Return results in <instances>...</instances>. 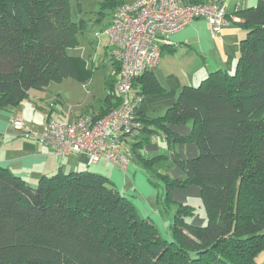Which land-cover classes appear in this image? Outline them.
Here are the masks:
<instances>
[{
  "label": "trees",
  "instance_id": "obj_1",
  "mask_svg": "<svg viewBox=\"0 0 264 264\" xmlns=\"http://www.w3.org/2000/svg\"><path fill=\"white\" fill-rule=\"evenodd\" d=\"M122 3L104 0L102 6L113 12ZM234 13L246 31L234 72L217 70L183 87L160 116L138 113L141 133L126 140L150 175L166 183L164 205L171 188L199 187L206 224L186 222L192 210L179 206L166 239L101 174L58 172L34 187L0 168V264L256 263L264 251V0ZM81 29L70 18L68 0H0V110L19 106L31 90L51 82L91 78L88 69L79 76L86 62L67 53ZM116 80L107 81L100 112L89 114L94 120L117 106ZM131 89L140 98L165 92L150 71ZM168 125L190 132L178 135ZM157 134L170 150L196 145L197 157L178 162L181 180L154 170L166 155L140 153Z\"/></svg>",
  "mask_w": 264,
  "mask_h": 264
},
{
  "label": "crops",
  "instance_id": "obj_2",
  "mask_svg": "<svg viewBox=\"0 0 264 264\" xmlns=\"http://www.w3.org/2000/svg\"><path fill=\"white\" fill-rule=\"evenodd\" d=\"M120 1L130 4L135 0ZM217 1L184 0L186 4H207ZM224 2L228 16L238 18L239 16L235 15V11L254 7L257 0H224ZM109 22L103 27L108 25ZM242 22V19L240 22H237V20L230 21L229 25L222 29L220 35L214 38L210 33L207 22L204 19H198L189 23L180 31L170 34L166 38H160V58L150 69V73L165 92L141 97L138 102V113L147 116H160L176 102L183 87L197 86L210 73L217 70L228 73L234 72L239 56L240 42L246 37V31L241 26ZM108 50L107 46L104 53L106 57H109ZM111 62L113 64L112 60ZM114 76L118 77L116 74ZM111 77L106 80V86ZM31 91L28 98L21 102L19 106L0 110V168L7 169L10 173L24 179L34 187L38 185L41 178L53 176L58 172L70 173L89 170L101 174L109 179L118 190H125L123 194L125 197L135 199L136 206L142 212L150 214L153 221L161 225L163 220L151 212L153 203H148V205L143 203V200L147 199V195H151L153 190L148 186L146 172L139 166L137 156L132 151L129 154L128 166L123 171L104 161L89 164L88 157L85 154L73 153L60 157L54 153L50 146L44 145L39 140L23 136V131L16 126L17 122H21L24 126L40 133L46 120L52 118L51 112L47 113L48 99L44 97V94L39 96L37 93L31 94ZM107 93L108 88L106 87L105 95L99 103L98 110L93 114L100 112ZM81 115L83 114L76 117L69 115L66 116L63 122L56 121L70 123ZM168 128L178 135H187L190 132L189 127L182 125H168ZM174 151L175 153L168 148L164 136L157 134L150 143L143 146L140 153H143L145 157H152L165 152L169 153L174 159L180 160L182 158L184 161L193 159L198 155L197 147L192 143L175 144ZM98 165L103 169L96 170L94 166ZM177 178H180L178 180L183 178L180 171H178ZM191 187L184 189L189 194L188 198H200V189L193 185ZM203 223L204 221H197L193 225L200 226ZM164 228L162 230L163 233L165 232V238L169 239L170 232L166 227ZM255 264H264V251L258 254Z\"/></svg>",
  "mask_w": 264,
  "mask_h": 264
},
{
  "label": "built area",
  "instance_id": "obj_3",
  "mask_svg": "<svg viewBox=\"0 0 264 264\" xmlns=\"http://www.w3.org/2000/svg\"><path fill=\"white\" fill-rule=\"evenodd\" d=\"M204 19L212 37H218L230 21L224 0L207 4H186L184 0H135L122 3L113 12L103 34L108 39L110 59L119 67L113 93L119 98L104 117L94 120L83 114L70 123L46 120L42 132L21 122L23 136L50 146L60 157L85 154L89 164L107 162L125 171L129 163L127 139L137 138L143 128L138 117L140 97L132 92V82L149 72L161 53L160 38L176 33L194 20Z\"/></svg>",
  "mask_w": 264,
  "mask_h": 264
},
{
  "label": "rangeland",
  "instance_id": "obj_4",
  "mask_svg": "<svg viewBox=\"0 0 264 264\" xmlns=\"http://www.w3.org/2000/svg\"><path fill=\"white\" fill-rule=\"evenodd\" d=\"M103 1L104 0H68L70 18L72 21L80 23L82 29L77 35V45L74 48L68 49L67 53L70 56L80 58L82 61L86 62V65L84 64L83 68L79 70V76H84V73H86L88 69L93 71L92 77L84 81L67 77L60 83L51 82L44 91H31V94L37 93L39 96L44 94V97L49 101L46 105V108H48L47 113L51 112V117L55 120L63 122L66 116L69 115L71 117H76L80 114H92L97 111L99 103L105 95L107 87L106 80L116 74L114 65L109 57H106L104 54L108 46V39L107 36L103 34V26L111 19L112 10L108 7L104 8L102 6ZM171 151L175 153L174 150ZM162 154L167 156V160L162 161V163H157L154 170L157 169L156 171L158 173L167 175L171 179H180L177 178L178 171H180L183 177V171L178 165V162L182 160V158L177 160L171 157L169 153L162 152ZM137 162L139 166L145 170L147 176L146 182L153 190L151 195H147V199L143 200V203L148 205V203L151 204L152 202L153 207L151 208V212L163 220V223L161 225L155 223L150 214L142 212V210L136 206L134 202L135 199L130 197V200L139 217L142 219H151L161 237L165 238V232L163 233L162 230L164 227L170 232V225L174 222L173 215L179 206L184 207L187 205L192 210V215L185 219L186 222L193 224L197 221H204L203 225L206 224V214L200 198H188L189 194L186 190L171 188L168 190L169 205H164L163 201L166 183L161 177L153 174L150 175L149 171L142 166L143 164L141 161L138 160ZM94 167L96 170L103 169L100 165ZM191 188L193 189V187ZM117 191L122 195L125 192V190L120 191L118 189Z\"/></svg>",
  "mask_w": 264,
  "mask_h": 264
}]
</instances>
